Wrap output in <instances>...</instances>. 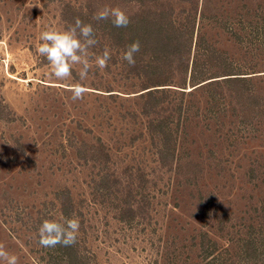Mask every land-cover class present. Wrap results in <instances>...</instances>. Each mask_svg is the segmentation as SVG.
I'll use <instances>...</instances> for the list:
<instances>
[{
	"label": "rangeland",
	"instance_id": "rangeland-1",
	"mask_svg": "<svg viewBox=\"0 0 264 264\" xmlns=\"http://www.w3.org/2000/svg\"><path fill=\"white\" fill-rule=\"evenodd\" d=\"M156 1L0 0V244L18 264L50 258L38 243L44 219L78 218L79 248L94 264H205V235L233 253L262 222L264 0ZM104 6L130 18L154 6L192 32L187 73L167 62L166 85L153 86L145 58L127 65L97 35L84 81L80 65L64 81L53 77L36 52L41 33L89 12L94 28ZM104 48L111 60L99 69ZM197 57L202 73L216 62L217 75L193 83ZM77 82L88 92L74 102ZM151 89H163L157 100L142 95ZM162 120L168 145L150 129Z\"/></svg>",
	"mask_w": 264,
	"mask_h": 264
},
{
	"label": "trees",
	"instance_id": "trees-1",
	"mask_svg": "<svg viewBox=\"0 0 264 264\" xmlns=\"http://www.w3.org/2000/svg\"><path fill=\"white\" fill-rule=\"evenodd\" d=\"M119 1L127 3L128 0ZM137 1L142 4L145 2L157 4L156 0ZM146 6L147 4L144 5V7ZM145 9L146 10L142 11L138 16L130 18V23L127 27L117 28L112 25L110 20L100 21V24H96L94 28H97L98 31H102V34L97 33L96 36L100 35L105 39V43L109 45V47L121 50L123 53L127 45H130L134 41H139L140 51L138 53H140V55L136 54L135 58H141L142 60L145 58L146 65H144L143 71L147 74L153 86L166 85L162 84L160 81L161 74L164 73V71H161L163 68L162 65H168L167 62H169L170 64H174V67L182 68L186 74L188 71V64L191 61L189 55L193 46L194 34L189 31L175 30V26L170 22V16L166 12L158 13L156 11L157 8L154 6ZM90 14L92 13L89 12L84 15L77 14L71 22L75 23V20L79 18L82 22L87 24L90 22ZM65 18L66 20L68 19V17ZM127 35H131L130 39L127 38ZM202 41L203 38L198 42L199 48H203ZM209 62L212 63V60H209ZM216 64V62L213 65L210 64V73H208V71L202 73L201 68L204 66V63H201V59L197 57L193 63L194 68L191 81L193 83L197 81L200 82L212 78V76H216L217 74H211L212 71L215 70ZM206 67H208V64H206ZM233 74L235 73L227 75ZM242 78L243 79H240V81L245 80V77ZM233 79L234 78L230 77L225 80L226 82H234L235 80ZM208 83H212V81ZM197 85L198 83L193 87ZM145 89L148 88L145 87ZM159 90L163 89H151L142 93V95L148 94L149 99L152 101L157 100V93L161 92ZM248 92L249 97L254 99L253 90L250 89ZM159 105L160 102L148 103L144 106V110L147 113L152 112V110L156 109ZM160 127L161 128L157 129L155 126L150 125V129L160 136L163 144L168 145L172 140L171 138H167V124L163 120L160 121ZM127 216L130 218L129 213L126 214V212L122 211L121 219L127 220ZM261 219L262 222L259 223L258 227L251 225V227L248 228L249 231L246 233V238L242 239V243L234 249L233 253H230L228 249L225 251L224 249H219L218 243L209 239L207 240V235H205L201 245V256H203L205 264H264V218ZM50 252H52L50 253V258L46 259L42 257L46 260L45 264H94V262L88 258L87 254L82 253L78 242L70 247L58 245L55 248H51Z\"/></svg>",
	"mask_w": 264,
	"mask_h": 264
},
{
	"label": "clouds",
	"instance_id": "clouds-1",
	"mask_svg": "<svg viewBox=\"0 0 264 264\" xmlns=\"http://www.w3.org/2000/svg\"><path fill=\"white\" fill-rule=\"evenodd\" d=\"M94 21L110 20L117 28L127 27L130 17L120 7L104 6L93 14ZM42 41L36 49L37 54L43 57L51 66V75L57 80L64 81L73 75V66L80 65L79 80L84 81L90 71L89 50L99 42L96 39L95 29L91 23H84L79 18L64 31L54 28L45 30L40 35ZM140 51V42L134 41L126 46L122 59L128 65L134 66L135 55ZM111 60V53L104 48L102 54L95 56V65L105 69ZM71 99L75 102L82 100L88 88L82 83H74L69 89ZM80 221L78 218H64L63 222L55 219H44L37 229L38 243L44 248L74 246L77 243ZM0 259L6 264H18V258L10 255L3 244H0Z\"/></svg>",
	"mask_w": 264,
	"mask_h": 264
}]
</instances>
